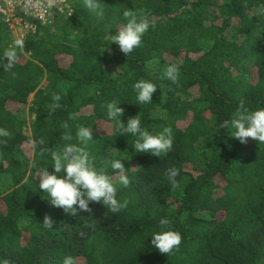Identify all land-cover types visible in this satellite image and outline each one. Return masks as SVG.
<instances>
[{
    "label": "trees",
    "instance_id": "16d2710c",
    "mask_svg": "<svg viewBox=\"0 0 264 264\" xmlns=\"http://www.w3.org/2000/svg\"><path fill=\"white\" fill-rule=\"evenodd\" d=\"M82 5L23 38L15 75L0 68V127L12 133L0 145V264H63L68 255L75 264H264V144H241L220 127L241 100L264 107V17L253 15L264 0H103L102 17ZM127 10L154 24L129 56L109 37ZM13 43L0 20V56ZM169 64L180 67L176 84L163 78ZM141 79L157 84L151 104L136 103L132 85ZM54 94L62 106L52 111ZM113 99L125 124L139 115L150 132L171 127L172 151L134 152V138L114 134L107 120L102 105ZM64 122L73 134L92 128L98 167L122 159L130 185L118 196L127 209L91 203V213L73 216L46 199L31 165L52 171L46 150L65 143ZM31 140L44 143L33 149ZM170 167L180 170L179 188L167 179ZM164 217L182 236L169 256L149 237Z\"/></svg>",
    "mask_w": 264,
    "mask_h": 264
},
{
    "label": "clouds",
    "instance_id": "9594fccd",
    "mask_svg": "<svg viewBox=\"0 0 264 264\" xmlns=\"http://www.w3.org/2000/svg\"><path fill=\"white\" fill-rule=\"evenodd\" d=\"M102 2L103 0H83L82 6L90 13L102 17L105 12ZM253 15L264 17V5L255 9ZM123 18L125 23L118 28L116 34L109 37L110 43H115L125 56H129L142 46L143 37L150 28L154 27V24L142 11H124ZM23 48L24 40L16 39L13 45L0 56V68L15 75L13 69L17 63L18 50ZM4 58L7 60L6 63L3 62ZM179 77L180 67L177 64H169L165 68L164 79L176 84ZM132 88L135 92L136 103L141 105L151 104L153 94L158 89L157 84L143 79L136 81ZM61 99L60 94L53 95V103L50 105L52 111L61 108ZM120 103L119 100L113 99L102 105L106 111L107 120L113 125L114 134L133 137L132 148L136 153L161 157L172 151L174 135L171 127H165L156 133L150 132L142 126L139 115L129 118L125 124L121 120L124 109L118 106ZM68 119L75 121L78 119V114L71 113ZM220 127L230 137L239 140L241 144H246L247 138H251L257 144H264V107L253 109L247 106L244 100H241L231 118L224 120ZM62 128L64 131L60 138L65 143L62 146H57L55 150H46L51 161L52 171H49V166H38L36 161H33L31 165L37 169L38 187L50 204L73 216L78 211L91 213L92 210L89 207L91 203L103 205L112 214H118L127 209L129 200L118 196L120 188H127L130 185V179L121 162L122 159H111L105 161L104 166L98 167L95 163L96 157L89 149L90 142H94L92 128L78 125L74 134L72 127L67 122L62 124ZM11 137V132L0 127V145H6L7 140ZM29 143L35 149L38 144L44 142L43 140H31ZM109 168L112 174L109 173ZM166 175L172 188L180 187L177 180L180 175L178 168L170 167L167 169ZM44 224L51 228V218L45 217ZM158 227V231L149 234L151 247L161 254L173 255L181 246V234L170 228V221L166 217L158 221ZM3 264H7V262H3ZM63 264H75L74 258L71 255L65 256Z\"/></svg>",
    "mask_w": 264,
    "mask_h": 264
},
{
    "label": "built area",
    "instance_id": "2783aa9c",
    "mask_svg": "<svg viewBox=\"0 0 264 264\" xmlns=\"http://www.w3.org/2000/svg\"><path fill=\"white\" fill-rule=\"evenodd\" d=\"M77 0H0V20L12 41L34 33L55 16L70 17Z\"/></svg>",
    "mask_w": 264,
    "mask_h": 264
},
{
    "label": "rangeland",
    "instance_id": "374dc122",
    "mask_svg": "<svg viewBox=\"0 0 264 264\" xmlns=\"http://www.w3.org/2000/svg\"><path fill=\"white\" fill-rule=\"evenodd\" d=\"M31 100V99H30ZM13 107V106H12ZM13 110L12 111H14V112H16L17 111V107H15L14 106V108H12ZM22 114L26 117V120H27V123H28V126H29V122H30V118H29V116H27V108H25V110L22 112ZM29 128V127H28ZM98 130H99V132L100 133H102V134H105V133H108L109 131H110V126L109 125H107V124H100L99 126H98ZM29 130L27 129L26 130V134H29ZM1 209H2V204L0 203V211H1Z\"/></svg>",
    "mask_w": 264,
    "mask_h": 264
}]
</instances>
